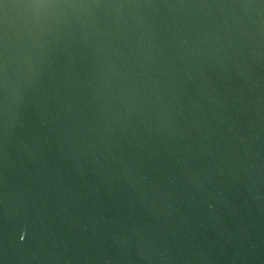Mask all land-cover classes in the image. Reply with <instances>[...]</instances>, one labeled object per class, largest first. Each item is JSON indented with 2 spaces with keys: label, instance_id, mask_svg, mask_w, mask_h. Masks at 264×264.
<instances>
[{
  "label": "water",
  "instance_id": "water-1",
  "mask_svg": "<svg viewBox=\"0 0 264 264\" xmlns=\"http://www.w3.org/2000/svg\"><path fill=\"white\" fill-rule=\"evenodd\" d=\"M0 264H264V0H0Z\"/></svg>",
  "mask_w": 264,
  "mask_h": 264
}]
</instances>
